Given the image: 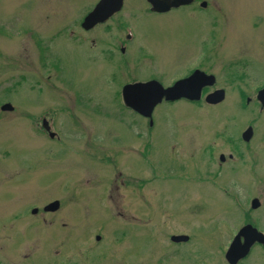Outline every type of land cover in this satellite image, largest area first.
I'll return each mask as SVG.
<instances>
[{"label": "rangeland", "instance_id": "rangeland-1", "mask_svg": "<svg viewBox=\"0 0 264 264\" xmlns=\"http://www.w3.org/2000/svg\"><path fill=\"white\" fill-rule=\"evenodd\" d=\"M98 1L0 0V264H228L240 228L264 234V0L166 15L123 0L109 27L81 29ZM194 70L215 78L200 102H162L151 126L125 107V85Z\"/></svg>", "mask_w": 264, "mask_h": 264}, {"label": "water", "instance_id": "water-1", "mask_svg": "<svg viewBox=\"0 0 264 264\" xmlns=\"http://www.w3.org/2000/svg\"><path fill=\"white\" fill-rule=\"evenodd\" d=\"M151 10L155 13L164 14L171 9H177L181 6L190 5L193 0H147ZM123 0H100L94 9L84 18L81 27L84 30L93 28L96 24L105 22L122 8ZM202 7L205 6L203 3ZM215 80L213 76H206L205 74L195 71L186 79L177 81L172 87L162 88L161 85L155 81L146 83L129 84L122 89V98L124 105L133 110L139 116L149 119V125H152L151 115L154 108L163 100L166 102H176L180 99L188 101H199L201 91L205 87L213 86ZM224 91L218 90L206 96L205 102L210 105H216L223 101ZM257 100L261 106H264V89L258 92ZM0 110L2 112H12L13 107L10 104H4ZM42 126L46 131H49L46 121L42 122ZM251 129H247L242 139L248 142L251 138ZM50 138H54V134L49 133ZM223 161V157H220ZM259 207L258 200L254 199L251 202V208L257 209ZM59 208L58 202H53L44 208V212H55ZM33 210L32 213H36ZM99 240V238H96ZM188 240L184 236L171 237L173 243H182ZM254 243L264 244V236L257 233L251 226H244L240 229L236 237L233 239L225 259L229 264H237L249 252L250 247Z\"/></svg>", "mask_w": 264, "mask_h": 264}, {"label": "flooded vegetation", "instance_id": "flooded-vegetation-1", "mask_svg": "<svg viewBox=\"0 0 264 264\" xmlns=\"http://www.w3.org/2000/svg\"><path fill=\"white\" fill-rule=\"evenodd\" d=\"M100 1V0H99ZM98 1V2H99ZM97 2V3H98ZM194 2H195V0H193V2L190 4V5H188V6H183V7H179V8H177V9H172L171 11H169L168 13H171L172 11H179V10H182V9H186V8H188V7H190V6H192L193 4H194ZM96 3V4H97ZM96 4H94V6H93V8L96 6ZM124 4V3H123ZM93 8H92V10H93ZM123 9V5H122V8H121V10ZM204 9V8H203ZM120 10V11H121ZM119 11V12H120ZM149 13H152L150 10H149ZM167 13V14H168ZM154 14V13H153ZM116 15V14H115ZM114 15V16H115ZM155 15H158V14H155ZM163 15H166V14H163ZM114 16H112L110 19H108L107 21H105V22H102V23H98V24H96L93 28H91L90 30L92 31V30H96V29H98V28H103V27H109V24H110V22H111V20L113 19V17ZM80 25H81V23H80ZM121 29H122V24H121ZM127 29V28H126ZM131 35H128L127 37H126V39L127 40H124V41H121V43L119 44V46H118V48H119V51H120V53H121V55H124L125 54V52H126V47H127V45H128V42H126V41H130V39H131ZM96 46V40L94 41V40H92L91 41V47H95ZM149 81H153V80H151V79H149V80H145L144 81V83H146V82H149ZM43 131V130H42ZM43 133H45L44 131H43ZM47 134V133H46ZM48 136V135H47ZM224 138V137H223ZM250 140H251V138H250ZM224 142H226L225 141V138H224ZM227 143V142H226ZM227 145H228V143H227ZM233 151H235V153H236V151L237 150H235V149H233ZM238 153H239V151H238ZM233 153L231 154V155H229L228 156V158L229 159H231V158H233ZM220 157H223V155H221ZM220 157H219V161L221 162V163H224L225 162V158L223 157V161H221L220 160ZM256 246H261V245H258V244H253V247L251 248V250L254 248V247H256ZM264 248V247H263ZM250 250V251H251ZM251 253V252H250ZM249 255V254H248ZM240 263V262H239ZM238 263V264H239ZM26 264V263H25Z\"/></svg>", "mask_w": 264, "mask_h": 264}]
</instances>
